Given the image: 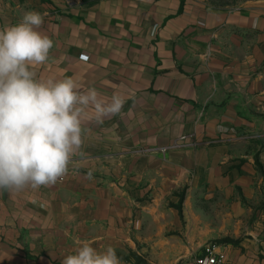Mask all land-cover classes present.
Wrapping results in <instances>:
<instances>
[{
	"label": "crops",
	"instance_id": "0c3cea01",
	"mask_svg": "<svg viewBox=\"0 0 264 264\" xmlns=\"http://www.w3.org/2000/svg\"><path fill=\"white\" fill-rule=\"evenodd\" d=\"M27 11L53 40L38 78L125 104L88 110L63 179L0 190V264H61L78 241L191 264L210 238L264 264V0H0V29Z\"/></svg>",
	"mask_w": 264,
	"mask_h": 264
},
{
	"label": "clouds",
	"instance_id": "9594fccd",
	"mask_svg": "<svg viewBox=\"0 0 264 264\" xmlns=\"http://www.w3.org/2000/svg\"><path fill=\"white\" fill-rule=\"evenodd\" d=\"M44 17L27 11L0 29V190L20 192L63 179L79 154L82 123L91 108L97 122L121 112L125 99L105 101L95 87L82 90L71 77L38 78L53 40L40 31ZM61 264H122L116 250L79 242Z\"/></svg>",
	"mask_w": 264,
	"mask_h": 264
},
{
	"label": "built area",
	"instance_id": "2783aa9c",
	"mask_svg": "<svg viewBox=\"0 0 264 264\" xmlns=\"http://www.w3.org/2000/svg\"><path fill=\"white\" fill-rule=\"evenodd\" d=\"M85 58L87 59V57ZM191 264H227V255L221 245L207 244L203 253L196 256Z\"/></svg>",
	"mask_w": 264,
	"mask_h": 264
},
{
	"label": "rangeland",
	"instance_id": "374dc122",
	"mask_svg": "<svg viewBox=\"0 0 264 264\" xmlns=\"http://www.w3.org/2000/svg\"><path fill=\"white\" fill-rule=\"evenodd\" d=\"M264 143L262 142V145H261V147H260V153L262 154L263 152H264ZM259 155V154H258ZM218 240H220V238L219 239H214V238H210L209 240H208V242L206 243V245L207 244H218L217 243V241ZM232 246H233V244H231ZM236 245V244H235ZM132 257H134L132 254L131 255H129V258H130V260L132 261V264H147L146 263V261H144V259H142V258H132Z\"/></svg>",
	"mask_w": 264,
	"mask_h": 264
},
{
	"label": "trees",
	"instance_id": "16d2710c",
	"mask_svg": "<svg viewBox=\"0 0 264 264\" xmlns=\"http://www.w3.org/2000/svg\"><path fill=\"white\" fill-rule=\"evenodd\" d=\"M258 165H259V162H258ZM264 175V173H263ZM178 207V206H177ZM179 208V207H178ZM180 209V208H179ZM220 242H230V243H236V241L230 239V238H226V239H223V240H220Z\"/></svg>",
	"mask_w": 264,
	"mask_h": 264
}]
</instances>
